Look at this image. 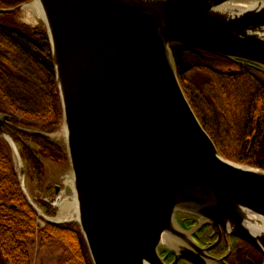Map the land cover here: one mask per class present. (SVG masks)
Instances as JSON below:
<instances>
[{"label":"water","instance_id":"95a60500","mask_svg":"<svg viewBox=\"0 0 264 264\" xmlns=\"http://www.w3.org/2000/svg\"><path fill=\"white\" fill-rule=\"evenodd\" d=\"M35 1L62 106L74 219L49 217L37 205L3 130L10 115L0 114V133L39 217L77 224L92 264H165L167 251L204 264L192 234L208 225L264 254V169L220 154L171 50L181 44L264 72V0ZM56 191L55 210L63 199ZM177 215L197 226L184 231Z\"/></svg>","mask_w":264,"mask_h":264},{"label":"trees","instance_id":"16d2710c","mask_svg":"<svg viewBox=\"0 0 264 264\" xmlns=\"http://www.w3.org/2000/svg\"><path fill=\"white\" fill-rule=\"evenodd\" d=\"M28 1L0 0V7ZM14 16L9 13L4 24L15 31L0 29V114L14 111L6 133L19 150L29 184L51 196L53 187L41 188L46 177L42 158L60 163L68 155L65 146L50 138L63 122L50 43L46 31L14 25ZM171 50L184 92L221 155L263 168L264 72L181 44H172ZM37 204L45 215H56L44 200ZM39 220L21 191L12 149L0 134V256L5 264H31L27 244L36 237L41 247L55 244L68 264H92L77 224L45 222L41 227Z\"/></svg>","mask_w":264,"mask_h":264},{"label":"flooded vegetation","instance_id":"af4514ba","mask_svg":"<svg viewBox=\"0 0 264 264\" xmlns=\"http://www.w3.org/2000/svg\"><path fill=\"white\" fill-rule=\"evenodd\" d=\"M24 4L25 3H22L15 7H0V29L2 31L4 30L5 31H9V30L15 31L14 30L15 28H11L10 25L6 26L4 24L6 21H8L9 23V19H10L8 17L9 13L15 14V16L12 17V20L14 21V25L24 26L18 23V19L16 16ZM4 15H5V18H4ZM45 31H46V27H45ZM3 114H7L12 117L11 121L9 123H6L3 126V130L6 133V128L12 124L14 117L12 115L13 113L11 112L3 113ZM235 163H238V162H235ZM256 168H260V167H256ZM262 169H264V167ZM56 189L57 187H54V192L51 196L45 193L46 197L42 199L44 200L46 204H49L52 208H53V205H52L53 199L55 198L57 194ZM58 192H59V189H58ZM47 200H51V201L47 202ZM177 221L180 224V226L183 228V230L186 232H190L197 226V219L194 217H190L188 215H177ZM192 237L195 243L202 250H205V253H204L205 259L203 260L206 264H264V254L263 253L258 251L254 246H252L247 241L239 237H236L234 235L226 233L223 228H221V230L218 232L210 225L204 226V227L199 228L195 232H193ZM161 257L164 259L165 264H195L184 258L177 260L176 254L171 251L162 252Z\"/></svg>","mask_w":264,"mask_h":264},{"label":"rangeland","instance_id":"374dc122","mask_svg":"<svg viewBox=\"0 0 264 264\" xmlns=\"http://www.w3.org/2000/svg\"><path fill=\"white\" fill-rule=\"evenodd\" d=\"M33 3L34 0H30L21 7L19 13L16 15L18 19V23L31 29H39L45 31V24L43 18L39 16L37 17L38 19L36 18V21L34 22L33 17L30 16L29 12L31 11L28 8L31 7ZM217 69L223 71L226 70V66H217ZM199 79L198 82L200 83L202 79L200 80ZM32 91H30L31 95L35 94V90L33 94ZM9 111L11 113L14 112L13 110L10 109ZM29 120L32 122H37V120L35 119H29ZM50 138L62 146L65 145L63 122L61 128L57 132L52 133L50 135ZM42 161L44 162L46 177H45V183L41 186V188L47 190V188L49 187H53V188L58 187L59 189L58 194L63 196V198H66V204H68V207L65 212L62 211L61 206L60 208H57L56 216L59 217L60 215H62L64 217L65 216L67 217L69 214L68 212H70L71 210L70 203H72L67 193V190L69 188H72V185L69 183V181L72 180V173H71L69 161L67 160L64 162L57 163L49 158H44V157L42 158ZM38 190H39V186L36 183L29 184V191L32 194V196L36 199V201L38 199H44L46 197L45 191H42L43 192L42 193L39 192ZM39 225L43 227L45 225V222L39 220ZM27 246L31 259V264H68L66 263V257L63 255L62 251H60V249L55 244H50L46 247H41L40 239L36 237L28 241ZM0 264H5L1 256H0ZM70 264H74V263H70Z\"/></svg>","mask_w":264,"mask_h":264},{"label":"bare ground","instance_id":"6f19581e","mask_svg":"<svg viewBox=\"0 0 264 264\" xmlns=\"http://www.w3.org/2000/svg\"><path fill=\"white\" fill-rule=\"evenodd\" d=\"M31 12H29L30 13V16H32L33 17V20H34V22L36 21V18L37 17H41V18H43V13H42V10H41V7H40V4L38 3V2H36L35 0H34V3H33V5L31 6V7H29L28 8ZM38 19V18H37ZM72 182H73V180H70L69 181V183L72 185ZM72 187H73V185H72ZM74 204H75V202L74 201H72V203H70V205H71V210H70V212H68L69 214H68V216L66 217H64V216H62V215H60L59 216V220H65V219H74L75 218V211H74ZM60 206H61V209H62V211H66V209H67V207H68V204H66V198H63L62 199V201H61V203H60ZM170 241H168V243H169Z\"/></svg>","mask_w":264,"mask_h":264}]
</instances>
